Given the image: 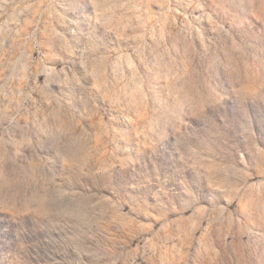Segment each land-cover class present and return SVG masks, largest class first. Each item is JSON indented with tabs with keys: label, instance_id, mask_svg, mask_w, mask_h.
<instances>
[{
	"label": "rangeland",
	"instance_id": "1",
	"mask_svg": "<svg viewBox=\"0 0 264 264\" xmlns=\"http://www.w3.org/2000/svg\"><path fill=\"white\" fill-rule=\"evenodd\" d=\"M0 264H264V0H0Z\"/></svg>",
	"mask_w": 264,
	"mask_h": 264
}]
</instances>
